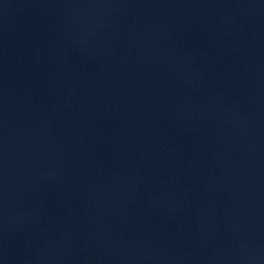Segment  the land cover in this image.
I'll list each match as a JSON object with an SVG mask.
<instances>
[{
	"label": "water",
	"instance_id": "95a60500",
	"mask_svg": "<svg viewBox=\"0 0 264 264\" xmlns=\"http://www.w3.org/2000/svg\"><path fill=\"white\" fill-rule=\"evenodd\" d=\"M0 264H264V0H0Z\"/></svg>",
	"mask_w": 264,
	"mask_h": 264
}]
</instances>
